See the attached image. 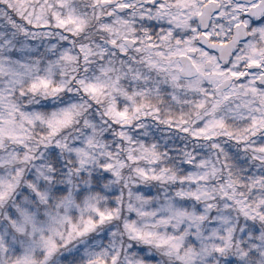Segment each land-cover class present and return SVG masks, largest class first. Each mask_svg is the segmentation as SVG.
Returning a JSON list of instances; mask_svg holds the SVG:
<instances>
[{"label": "snow or ice", "instance_id": "1", "mask_svg": "<svg viewBox=\"0 0 264 264\" xmlns=\"http://www.w3.org/2000/svg\"><path fill=\"white\" fill-rule=\"evenodd\" d=\"M0 264H264V0H0Z\"/></svg>", "mask_w": 264, "mask_h": 264}]
</instances>
